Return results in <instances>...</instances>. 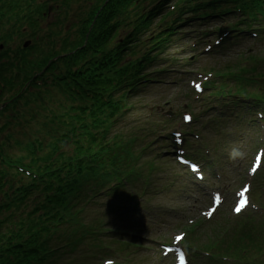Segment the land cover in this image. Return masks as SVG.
<instances>
[{
  "label": "trees",
  "instance_id": "trees-1",
  "mask_svg": "<svg viewBox=\"0 0 264 264\" xmlns=\"http://www.w3.org/2000/svg\"><path fill=\"white\" fill-rule=\"evenodd\" d=\"M161 2L162 1H158L157 3H155V0H109L108 4L105 5L103 9L99 10L100 8L98 6L94 10L95 12L89 18L88 22L86 23V26H81L79 28L71 29V31H74L73 33L74 37H72V34L68 33L67 35L69 38L63 40L60 43L61 47L59 51L61 53L65 52L66 49H69L70 51H75L73 55L74 56L73 60H79V61L84 60L87 57L89 58L91 56H95L98 54L108 55V53L103 52V49L108 47L111 41L116 37V35L120 33L121 27H119V24L125 23L120 21V19L123 18L126 20L127 19L132 20L134 23V30L136 34L146 32L150 29L151 20L152 18H154L151 16L154 15L156 12H158V10L160 9L159 3ZM173 4L174 7L177 9L179 4L178 3H173ZM146 7H150V9L148 10L149 12L147 14L141 13V11H143L142 8H146ZM40 8L41 11L44 10V6H41ZM225 9L227 10L223 13L224 15H227L228 13H232L234 10H239L242 17L239 25H243L248 29L253 28V26L259 27L264 24V0H185V2L181 3L179 16L187 15L189 20L191 14L197 16H205L208 14L217 15L219 14L220 10H225ZM41 11L34 12L35 16L38 18L36 22L44 23V19L40 18L42 17ZM8 14H10V12ZM37 28L40 32V36L43 35L42 41L44 38H46L48 42L50 35H52V33H56L57 30L55 27L51 25H47L46 27H43L42 25L41 28L28 27L27 29H29L32 32H35ZM20 29L21 27H16V30H20ZM259 31L261 32L260 28ZM86 35H87L86 42H83ZM170 36L171 35L165 34L164 31L157 33L153 39V42L151 43L150 48L154 50L156 48H163L165 45L167 46V44L169 43ZM133 39L134 38H132V36L131 37L129 36L127 38V40L129 41H132ZM233 39L234 40L238 39V36L235 35ZM56 41H57V35L55 38V42ZM33 45L39 46L38 43H34ZM55 47L57 50L56 44ZM122 47H123L122 45H119L117 51H114L112 54L107 56V61L112 62L114 66H117L120 63L122 57L123 60L126 59L127 54L123 56V52L121 51ZM226 48L227 46L223 47V50H225ZM35 51H34L35 53L43 55L42 50L37 49ZM25 53L26 52H24L23 54ZM133 55L134 53L132 52L131 57H133ZM247 60L251 62V65L243 66V67L238 66L236 68L237 72L234 74L229 73L228 70L229 67L227 66L221 68V70H224L227 67L225 71H227L228 73L227 74L228 81L227 83L225 81H220V82L213 81L211 82L212 88L219 90V93L230 92L233 89L236 90L237 87L242 90H245L247 88L248 81H250V79H248L247 76L248 73H254L255 77L261 78L262 77L261 73H259V71H257V69L255 68V66H258L261 63V60H258L253 53L248 54ZM100 67L103 71H106L108 73L105 74V76H111L114 80L121 81L124 78H130L132 76L134 65L133 63L127 64L124 68H120L118 70H113L110 65L105 68L102 66ZM253 80L256 81V79ZM228 109L235 110L238 109V107L233 106L231 104L229 105ZM132 143H133V139H127L123 142V145L126 146L128 149L132 150L131 149ZM90 152H91L90 149H88L87 152L84 153V155H80L77 149L74 153L73 158L67 159L66 169H68V174L74 175L75 178H81L83 183H85L88 180L89 182L94 183V185L96 186H104L106 184V181H103L101 179L105 176V172L102 170L103 167L93 168L89 166L88 159ZM116 153H118L117 148L111 151L112 157H114ZM158 162L163 164V159H159ZM141 164L144 165L140 167L134 166L131 168V171L133 172V174L135 175L137 174L138 176H141L142 179L149 178V176L144 175V173L147 171L149 172L154 171L153 169L148 170V166H152V167L154 166L153 161L147 160L142 162ZM85 173H88L87 176H84ZM1 177L2 175H0V185H1ZM8 177H10L11 179H14L16 177L23 178L21 175H18L14 170L11 171ZM59 185L60 183L57 182V186ZM62 190L63 189L61 187H58L54 192L55 194H58L62 198V203L59 205L61 212L66 211V208L63 206L66 201L69 200L71 204H76L77 206L79 200L82 199V202L77 207V210L79 212L72 222V228H73L72 236L78 238L74 242V246H75L80 244L84 240H88L87 237L91 235V231L94 230L96 222L85 223L84 222L85 215L81 213V211L83 210L82 205L87 206L89 204L87 203V201L90 200L88 194H83L80 192V190L74 187L66 189L67 193L65 194L62 193ZM257 197H260V195L257 194ZM192 230H194V237H198L199 234L201 235L203 234L202 232L198 231L199 229L196 230V227L191 229V231ZM204 230L205 229H203L202 231L204 232ZM225 234H226L225 240L220 243H218L216 239H214L211 236V238H213L212 239L213 241L210 240L211 243L213 244V246L211 247L221 251L220 253H224L227 251H239V249L243 246L240 244L242 242H248L251 245L250 249H254L256 252L262 253L263 251L262 249H260V245L256 242L255 236L245 235V233L242 232L237 233L235 230H233L232 232L225 231ZM62 241L63 240H59L55 244H58ZM124 248L125 246H122L120 250L122 251ZM38 250H42V252H46L47 248L45 247V245H43V247L41 246L38 247ZM15 255L18 256L17 259L21 260L23 264L41 263L40 262L41 258L39 259L36 256V254H30L29 256H26L21 252H16ZM48 257L49 255L46 254L45 258ZM4 261L5 260H3L1 264H3Z\"/></svg>",
  "mask_w": 264,
  "mask_h": 264
},
{
  "label": "rangeland",
  "instance_id": "rangeland-1",
  "mask_svg": "<svg viewBox=\"0 0 264 264\" xmlns=\"http://www.w3.org/2000/svg\"><path fill=\"white\" fill-rule=\"evenodd\" d=\"M212 21H208L207 23H204L201 28H208L209 24H211ZM190 25V24H189ZM64 36H61V39H63ZM182 38V37H181ZM181 38L177 36H173L174 44L173 47H179L174 50H169L166 54H174L173 56L176 57L177 54H180V57H183L184 60L188 57V52H185L181 43H183L184 40H181ZM213 38V37H212ZM215 38V37H214ZM213 38V39H214ZM242 41V40H241ZM18 45V42L16 43ZM13 44V45H16ZM178 45V46H177ZM264 47V40L261 44L256 43L255 41H251L248 37H245V40L241 42V44H236V46L228 52V49L226 50L225 55L222 56V53L219 52L218 54H214L212 56L208 57H200L198 58L197 62L193 63L191 66V71L203 68L204 71H221L220 67L223 64L231 65V63L238 62L241 63V59L243 57H246L245 54L247 52L258 54L259 50ZM239 53L243 54V56L238 57V61L236 60ZM229 54V55H228ZM182 58V59H183ZM263 65H260V70L264 71ZM191 75V74H190ZM261 84H263L262 89L264 88V79L260 81ZM171 90L167 87H156L153 86L149 89L144 90V92L140 93L138 95V98L133 100V104L136 106H142L143 102L165 107V103H167L168 107H173L174 110L177 112H180L182 106L185 104V98L184 93L182 94V97H177L175 95H172L170 97ZM262 92V91H261ZM204 94V93H203ZM201 97V96H200ZM199 97V99H200ZM198 99V98H197ZM196 100V99H195ZM194 100V101H195ZM138 101V102H137ZM166 105V106H167ZM127 122L124 123V126H126ZM201 132V130H198ZM213 142L211 143V146L213 149L215 148V145L219 143V147L217 150V158L220 159V156L223 154L224 158L227 159L229 162L227 168L228 171L226 173L222 174V170L220 167V173L224 177L222 182H217L213 179L214 186L209 187H200L198 188L192 183V180L188 182V184L185 181V176L183 173H176L175 175L169 174V171H172L170 169L169 171H165L161 174L162 178L165 179L169 177L171 182H173L172 186V193L173 194H167L163 197H160L154 201L157 207H160V212L162 215L169 210L174 209V213L176 214L177 218L169 219V218H162L160 217L155 222H149L148 225L149 228L146 229V238L143 240L144 244L146 246H150L149 250H151L149 253L152 254V256H160L158 244L159 242L167 241L171 238L172 232H179L175 230H182L185 228V226L188 224L190 225L194 221L200 220V213L203 211L209 204V194L211 190H224V193L226 194L228 200H231L232 195L243 186L245 182H247V169L251 163L252 160V151L248 150V147H253L251 144V139L244 136V133L239 134L236 132L235 129H226L225 132H221L217 134L216 137L213 136ZM233 146H238L241 148V150L244 152L243 158H240L234 162H230L228 159V152L231 150ZM211 179L215 177L217 173L209 172ZM214 174V175H213ZM226 174H234L233 176H228V178H225ZM170 175V176H168ZM246 177V178H245ZM211 180L209 179L208 182ZM198 189L200 190V195L198 194ZM157 194V193H156ZM225 206L227 208L230 207V203L226 202ZM92 214L97 215L98 212H93ZM91 214V215H92ZM223 217L225 216L226 220L231 218V210H224ZM223 219V218H222ZM87 219L84 218V221ZM112 226V225H111ZM236 227V226H235ZM234 227V228H235ZM148 235L150 238V241H148ZM204 242H206L204 240ZM90 243V242H87ZM83 248H77L75 251L68 250L65 255L60 256L59 258L55 259V262L53 264H81V260L83 258H78L80 255H77L82 252ZM87 252V251H86ZM135 259H138L140 262L139 264H152L153 259L150 256H144L140 253H136L133 255ZM78 259V260H74Z\"/></svg>",
  "mask_w": 264,
  "mask_h": 264
},
{
  "label": "snow or ice",
  "instance_id": "snow-or-ice-1",
  "mask_svg": "<svg viewBox=\"0 0 264 264\" xmlns=\"http://www.w3.org/2000/svg\"><path fill=\"white\" fill-rule=\"evenodd\" d=\"M194 87L196 88L197 91H201V86H200L199 84H195ZM185 119H186V120H190L191 118H190V117H185ZM258 159H259V158H258ZM258 167H259V165H254L253 168L251 169V172H252L253 175L256 174V172H257V168H258ZM214 200H215L216 202H219V201H220V197H219V196H216V197H214ZM244 206H246V204H245ZM244 206L237 205V206L235 207L234 211L236 212L237 215L240 214V212L243 210V207H244ZM215 210H216V209L213 208L211 211L205 213V215L208 216L209 218H211V216H212L213 212H215ZM176 239H177V242H179L180 240L183 239V237H179V236H178ZM182 258H183V257H182ZM107 264H112V262H111V261H108Z\"/></svg>",
  "mask_w": 264,
  "mask_h": 264
},
{
  "label": "clouds",
  "instance_id": "clouds-1",
  "mask_svg": "<svg viewBox=\"0 0 264 264\" xmlns=\"http://www.w3.org/2000/svg\"><path fill=\"white\" fill-rule=\"evenodd\" d=\"M244 152L238 146H233L228 152V159L230 162H234L240 158H243Z\"/></svg>",
  "mask_w": 264,
  "mask_h": 264
}]
</instances>
